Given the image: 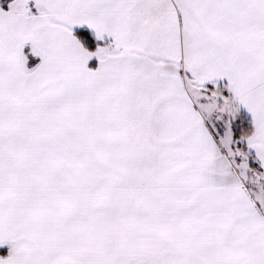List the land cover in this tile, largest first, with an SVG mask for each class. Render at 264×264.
<instances>
[{
    "label": "snow or ice",
    "instance_id": "1",
    "mask_svg": "<svg viewBox=\"0 0 264 264\" xmlns=\"http://www.w3.org/2000/svg\"><path fill=\"white\" fill-rule=\"evenodd\" d=\"M0 264H264V0H0Z\"/></svg>",
    "mask_w": 264,
    "mask_h": 264
}]
</instances>
